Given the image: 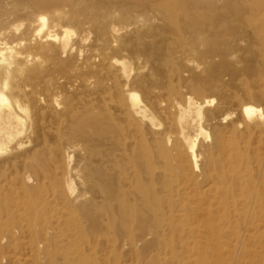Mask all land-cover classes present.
<instances>
[{
  "label": "bare ground",
  "instance_id": "6f19581e",
  "mask_svg": "<svg viewBox=\"0 0 264 264\" xmlns=\"http://www.w3.org/2000/svg\"><path fill=\"white\" fill-rule=\"evenodd\" d=\"M60 1L0 0V158L12 156V166L26 170L9 180L5 173L0 175L7 182H0V245L14 232L15 216H24L27 224L21 227L29 232L38 257L43 253L36 246L38 240L50 237L52 245L44 250L49 264H90L86 257L96 251L86 245L92 237L108 238L113 231L136 248V129L146 139L149 127L163 126L149 106L152 88L141 83V92L136 86V74L139 77L144 70L135 63L142 56L126 55L130 50L147 51L140 46L146 33L130 22L132 8H151L177 24L209 16L195 32L204 36V30L230 18L242 20L246 12H216L219 2L229 5L230 0H86L92 2L87 9L59 7ZM246 19L256 48L245 75L264 86V20ZM90 29L95 34L91 44ZM150 53L154 56L156 51ZM98 58L102 69L96 65ZM185 60L195 70H208L202 63ZM85 69L90 71L84 82L87 88L114 91L111 104H106L107 116L87 119L78 112L75 82ZM227 69L234 77L240 74L231 66ZM220 72L210 69L190 81L185 102H175L178 137L167 132L156 141L164 150L180 142V160L187 159L191 172H199L198 177L189 176L186 185L198 190L203 219L195 239L202 264H264V163L259 159L264 144L253 146L245 136L228 137L223 130L212 133L205 125V110L216 99L201 96L219 81ZM170 88L176 90L173 84ZM249 94L242 101V116L249 123L244 127L240 122L235 131L244 127L249 133L264 134V107ZM259 97L264 98V89ZM233 113H225L222 120ZM201 138L213 143L204 153V164ZM8 165L0 162V169ZM226 224L234 229H226ZM226 236L231 240L224 242ZM238 251L242 259L226 263L225 253Z\"/></svg>",
  "mask_w": 264,
  "mask_h": 264
},
{
  "label": "rangeland",
  "instance_id": "374dc122",
  "mask_svg": "<svg viewBox=\"0 0 264 264\" xmlns=\"http://www.w3.org/2000/svg\"><path fill=\"white\" fill-rule=\"evenodd\" d=\"M89 2L86 0H61L58 6L87 9L92 3ZM235 3L236 5H234ZM227 4L219 2L216 12L245 11V19L230 18L225 21L227 24L223 22L218 24L219 26L217 25L215 29L204 30L205 36L195 32L207 24L210 19L209 16L188 22L181 19V22L178 21L177 24L170 20V16L167 17L160 12H155L156 10L151 8L148 9L144 6L132 8L134 17L130 22H136L141 31L146 33V37L140 46L141 48L145 47L147 51L130 50L126 55L127 57L131 56V58L142 56L140 62L135 63L136 68L143 67L142 70H144L139 77L136 74V86L141 92L143 91L140 86L141 83H146L152 88V102L149 106L157 116V121H161L163 126L149 127L146 139L136 129V248L124 244L121 233L116 234L111 231L108 238L92 237L86 245L96 251L92 256L86 257L90 264H202L198 254V239H195L199 235V222L203 219L198 210V190L196 187L186 185L188 177H198L199 172H191V164L187 159L180 160L178 155V151L182 147L180 142H177V145L174 143L172 146H167L164 150L156 140L163 137L167 132H174V135L178 137L179 133L173 125V119L178 111L175 102L184 103L186 95L191 93L190 81L196 76L204 75L208 70L214 69L218 72L221 71L222 76L212 88H208L204 96H201L202 100L204 97L210 96L216 99V103L205 110L207 117L205 118V125H209L208 128L212 133L223 130L228 137H232L234 134L245 136L253 146H257L260 142L264 144V134L260 132L249 133L244 129L248 121L245 123L242 116V101L250 97L249 92H252L254 101L264 107V98L259 97L264 86L259 84L254 76L247 77L245 75L249 59H251L256 48L255 34L249 27V21L246 18L264 20V0H230L229 5ZM125 8H128V5H124ZM34 9L38 8L35 6ZM146 12L151 13L148 15ZM135 14L144 17L140 18ZM149 18L151 22L148 21ZM140 22L142 23L140 24ZM70 26L75 28L74 23H71ZM90 31L92 36L90 34L89 44L92 43L95 36L91 29ZM198 34L201 36L200 38H197L199 37ZM193 35L195 36L193 37ZM236 36H240L241 40L237 39L239 37ZM194 41L195 43H193ZM227 44L228 46H226ZM155 51V55L152 56L150 52ZM232 54L235 55L234 59L231 57ZM188 58L195 63L204 64L203 67L208 70H195L193 67L187 66L184 60ZM95 62L97 67L102 69L101 60L98 58L95 59ZM204 62L210 64V69L209 64L206 65ZM227 66L239 70V76L234 77L227 71ZM102 71L106 74V70ZM88 76H90V71L85 69L81 79L75 82L74 99L78 112L87 119L107 116L109 111H107L106 104H111L114 91L97 89L93 86L87 88L84 82ZM89 80L92 81L93 79L89 78ZM172 84L176 90H171ZM231 112H234L233 116H230L232 118L223 121L222 115ZM240 122L244 127L235 131V127ZM260 138L262 141H259ZM212 147V142L204 141V138L200 139L199 150L203 153L200 163L206 162L204 153ZM11 157L7 155L0 158V162L7 161L9 163L8 166L0 169V175L5 173L9 176L8 180L17 174L22 176L26 171L21 166L17 169L14 168L9 161ZM259 159H262L264 163V151ZM251 166L255 168V173H257L258 165L254 162ZM262 172L263 169H261V174ZM0 182L1 185L7 183L5 179L0 180ZM18 214H23V211ZM15 218L14 232L7 234L0 245V264H49V259L45 256L44 250L52 245V239L48 237L38 240L36 246L37 248L39 246L40 251L43 252L41 253L42 256L38 257V251L36 252V248L32 246L28 238L29 232L21 227L27 224L26 218L18 215ZM171 218L174 219L172 222ZM166 219L168 222L165 221ZM160 222L164 226L161 227L162 223L160 224ZM226 225V229H234L232 224ZM142 226L143 229H141ZM246 229L247 226L244 230ZM228 240H231V236L223 238L224 242H228ZM224 257L226 263H230L231 258L234 259L235 263L242 259L240 251L236 255L225 253ZM57 264H62V262Z\"/></svg>",
  "mask_w": 264,
  "mask_h": 264
}]
</instances>
